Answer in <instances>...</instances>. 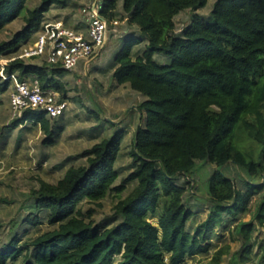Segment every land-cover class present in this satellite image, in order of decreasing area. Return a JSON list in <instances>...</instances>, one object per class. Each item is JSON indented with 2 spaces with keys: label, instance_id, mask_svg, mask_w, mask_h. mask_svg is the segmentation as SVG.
<instances>
[{
  "label": "trees",
  "instance_id": "trees-1",
  "mask_svg": "<svg viewBox=\"0 0 264 264\" xmlns=\"http://www.w3.org/2000/svg\"><path fill=\"white\" fill-rule=\"evenodd\" d=\"M120 1L128 25L140 36L128 38L117 52L112 78L146 98L136 107L145 120L130 152L132 171L115 186L121 143L116 134L93 145L84 154L85 164L69 167L55 184L40 181L28 199L34 213L23 222L36 226L45 220L52 228L22 245L18 235L11 237L0 250V264L19 257L23 264H183L188 257L207 254L214 231L229 222L225 216L237 219L256 195L260 199L251 220H238L232 227L243 243L231 264L252 259L264 264V246L252 237L256 224L264 226V0H216L212 23L194 15L179 32L174 18L184 10L203 8L208 0H105L102 14L109 21ZM26 2L0 0V31L25 10L23 31L0 42V58H12L43 28L50 7L65 3L41 0L28 9ZM142 43L144 49L132 56ZM156 54H164L170 63H157ZM34 59L6 64L0 95L15 76L36 79L43 90L65 100L66 83L59 78L64 70ZM50 120L43 112L27 110L13 125L38 126L46 136L43 144L49 145L55 134ZM197 161L215 169L207 185L209 213L191 232L193 213L184 201L190 183L181 180L190 177ZM228 164L245 178L226 175ZM131 183L133 189L114 207L116 223L111 226L96 225L91 213L86 216L79 207L110 192L119 195ZM255 246L258 251L252 256ZM227 254L228 246L218 249L209 264H220Z\"/></svg>",
  "mask_w": 264,
  "mask_h": 264
},
{
  "label": "rangeland",
  "instance_id": "rangeland-1",
  "mask_svg": "<svg viewBox=\"0 0 264 264\" xmlns=\"http://www.w3.org/2000/svg\"><path fill=\"white\" fill-rule=\"evenodd\" d=\"M64 1V4L50 7L44 15L41 26L62 21L66 27L70 25V28L86 33L87 24L82 19L81 10L89 0ZM215 1L208 0L206 5L197 11L180 12L174 18L176 31L179 32L189 24L194 15L204 18L206 23H212L210 14ZM40 3L41 0H27L26 8L34 9ZM121 5L122 1L114 17L119 24L109 25L108 38L99 55L87 66L86 62L81 61L74 71H63L59 76L66 83L65 100L68 106L62 116L50 120V127L55 131L54 143L43 144L46 136L38 126L26 123L25 126L28 128L22 129V124L13 125V122L19 118L13 115L9 106V96L14 87L13 78L7 91L0 95V250L15 235L19 236L22 245L23 242L52 228L45 220L36 226L23 222L28 214L34 213L31 208L32 203L28 200L30 192L38 188L40 181L55 184L69 167L85 164L84 154L101 140L110 139L116 134L121 135L119 153L115 162L119 177L115 186H120L122 180L132 171L130 152L133 149L137 129L145 120V114L140 113L136 107L146 98L129 86H118L112 78L111 66L115 55L128 38L140 36L136 27L128 25ZM24 14L25 10L0 31V42H9L23 31ZM40 31L41 28L32 33L29 40L20 45V48L30 44ZM144 47L143 43L134 47L132 56L142 51ZM42 60L37 58L32 62L41 64ZM6 61L8 59L0 58V77H5L4 70L3 75L1 72ZM154 61L159 64L170 63V59L164 54H156ZM214 169L215 166L210 163L197 161L193 172L189 175L191 178L183 177L181 180V183L183 181L190 183L185 185L184 201L193 213L188 222V230L191 232L206 220L209 213V204L205 200L208 181ZM224 172L234 179H239V176L245 178V175L232 164L224 167ZM134 186L135 183L127 185L119 195L110 192L98 202L83 201L79 207L86 216L91 213V221L96 225L111 226L116 223L112 219L115 205L119 199L125 198ZM259 199L260 195L252 197L247 205V211L240 214L237 219L225 216L229 222L225 228L219 227L214 231L211 239L213 246L209 252L188 257L183 264H209L215 251L226 246L229 247V254L222 258L220 264H231V257L242 250L243 243L242 238L233 232L232 227L238 220L243 222L251 220ZM150 222L156 225L157 219L152 218ZM252 237L253 243L257 245L261 242L264 246V226L256 224ZM255 251H258L257 246L253 248L252 256ZM23 261L24 258L19 257L14 262L9 261L8 264H23ZM244 264L256 263L252 259L245 261Z\"/></svg>",
  "mask_w": 264,
  "mask_h": 264
},
{
  "label": "built area",
  "instance_id": "built-area-1",
  "mask_svg": "<svg viewBox=\"0 0 264 264\" xmlns=\"http://www.w3.org/2000/svg\"><path fill=\"white\" fill-rule=\"evenodd\" d=\"M104 8L105 0H92L82 8L81 13L87 24L86 33L66 27L62 21L43 25L36 38L21 47L6 64L14 59L29 61L42 58L47 64L58 65L64 71H74L81 61L86 62L87 66L104 48L109 25L119 24L117 19L109 21L103 16ZM11 78L14 87L9 96V106L14 116L20 118L27 110L43 112L50 119L64 114L68 103L61 99L59 93L43 90L36 79L20 81L15 76Z\"/></svg>",
  "mask_w": 264,
  "mask_h": 264
},
{
  "label": "crops",
  "instance_id": "crops-1",
  "mask_svg": "<svg viewBox=\"0 0 264 264\" xmlns=\"http://www.w3.org/2000/svg\"><path fill=\"white\" fill-rule=\"evenodd\" d=\"M91 1L92 0H89L88 2H87V4H84V6H87L89 3H91ZM82 19H84V22L86 23V19H85V17L82 15ZM70 24V23H69ZM68 28H70V25L68 26ZM72 29V28H71ZM81 31V30H80ZM124 86H127V85H124Z\"/></svg>",
  "mask_w": 264,
  "mask_h": 264
}]
</instances>
